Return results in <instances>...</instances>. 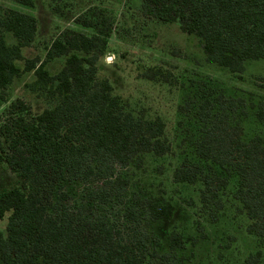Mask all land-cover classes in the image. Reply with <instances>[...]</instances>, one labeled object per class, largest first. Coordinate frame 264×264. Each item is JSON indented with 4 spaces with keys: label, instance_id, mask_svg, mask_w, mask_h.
<instances>
[{
    "label": "trees",
    "instance_id": "1",
    "mask_svg": "<svg viewBox=\"0 0 264 264\" xmlns=\"http://www.w3.org/2000/svg\"><path fill=\"white\" fill-rule=\"evenodd\" d=\"M15 1L33 7V0ZM139 1L144 15L196 37L209 64L236 75L247 63L264 61V0ZM103 23L95 36L55 39L44 61L26 60L20 69L15 61L32 44L36 20L10 9L0 16V90L33 72V85L51 104L33 115L16 101L0 125V164L22 180V188L0 193V221L9 213L0 231V264H184L172 254L196 242L171 232L167 240L172 254H141L150 239L142 223L170 220L174 207L162 197L134 192L129 204L122 205L130 188L125 171L142 154L167 155L170 145L159 117L136 115L112 94L108 82L96 81V64L112 29ZM6 33L15 44L6 43ZM61 57L63 67L50 75L45 63ZM152 70L145 77L157 80L159 73ZM243 105L242 99L207 87L187 95L177 109L178 126L184 127L187 119L184 131L192 158L182 160L173 181L200 182V202L214 204L218 211L223 206L220 194L235 180L234 196L250 221L247 232L264 239V137L245 140L239 122H231ZM255 118L264 125V103ZM91 179L100 185L84 189ZM70 185H77L72 204L66 190ZM115 219L133 228V241L122 238ZM151 242L159 246L157 239ZM260 255L249 256L246 263L255 264Z\"/></svg>",
    "mask_w": 264,
    "mask_h": 264
},
{
    "label": "rangeland",
    "instance_id": "2",
    "mask_svg": "<svg viewBox=\"0 0 264 264\" xmlns=\"http://www.w3.org/2000/svg\"><path fill=\"white\" fill-rule=\"evenodd\" d=\"M9 9L29 14L37 23L32 44L22 49V60L15 61L20 69L24 68L26 60L44 61L55 39L79 34L95 36L104 21L110 23V36L96 64V81L108 82L112 94L128 103L136 115L146 119L159 117L164 122L169 153L162 157L142 154L125 171L130 188L120 201L122 205L129 204L134 192L139 197L143 194L162 197L174 207L170 220L150 225L142 223L150 239L141 254H172L167 236L177 232L184 238L196 239L194 245L187 244L184 250L172 254L184 264H247V258L257 252L261 255L255 264H264V239L247 232L250 221L234 196L235 180L220 194L223 206L218 211L214 204L205 206L200 202V182L188 185L173 181V173L182 160L192 158L184 131L187 119L180 128L181 116L177 109L187 95L198 88L207 87L223 92L226 97L242 99L243 108L232 114L231 122H239L245 140L256 135L264 137V125L255 118L256 108L264 103V61L249 62L244 71L236 75L209 64L196 37L182 33L176 24L161 23L144 15L139 0H33L31 8L15 0H0V16ZM4 35L8 45L16 43L10 34ZM64 62V57L56 58L46 62L44 69L56 75ZM151 69L159 73L157 80L145 77ZM34 81L33 72H27L0 90V125L16 101L25 103L33 115L51 106L45 93L33 85ZM98 185V180L91 179L84 189ZM76 186L66 188L70 204L77 198ZM14 188H22V180L5 164H0V193ZM8 216L9 213L0 221V231L6 227ZM114 223L121 228L126 242L133 241L132 227L128 224L123 227L116 219ZM154 238L159 246L151 242Z\"/></svg>",
    "mask_w": 264,
    "mask_h": 264
}]
</instances>
